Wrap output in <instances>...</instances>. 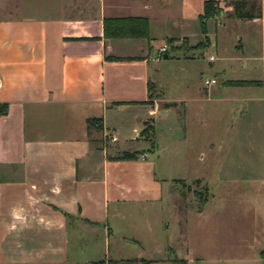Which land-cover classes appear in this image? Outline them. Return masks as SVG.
Here are the masks:
<instances>
[{"label":"crops","instance_id":"obj_1","mask_svg":"<svg viewBox=\"0 0 264 264\" xmlns=\"http://www.w3.org/2000/svg\"><path fill=\"white\" fill-rule=\"evenodd\" d=\"M206 1L224 0H0V106L7 108L0 116V264H78V255L69 258L70 245L79 246L84 235H97L101 228L106 243L110 209L122 219L124 210L161 198L164 180L155 175L153 155L136 161L115 158L138 152L130 149L148 142L140 137L145 123H152L155 132L156 123L169 121L180 104L188 103L195 116L206 115L217 103L229 104L217 84L203 87L207 92L196 98H167L154 77L155 64L167 59L158 55L157 37L190 41L189 28H196ZM263 13L262 6L259 19L242 23L262 28L255 30L260 39L240 37L246 54L242 73L230 75L232 65L226 64L220 72L223 81L234 76L260 82L241 93L248 97L238 110L245 118L255 111L262 117L261 175L250 180L256 191L247 196L261 221L262 244ZM129 18L146 20V37L106 38V19ZM167 19H173L169 27L163 23ZM199 37L188 46L200 44L204 36ZM198 51H188L183 60L197 62L190 58ZM206 64L211 72L212 63ZM89 120L100 121L88 127ZM210 131L205 127V133ZM124 133L132 137L121 140ZM102 139L119 155H111ZM205 139L213 146L211 136Z\"/></svg>","mask_w":264,"mask_h":264},{"label":"rangeland","instance_id":"obj_2","mask_svg":"<svg viewBox=\"0 0 264 264\" xmlns=\"http://www.w3.org/2000/svg\"><path fill=\"white\" fill-rule=\"evenodd\" d=\"M242 1L245 10L254 6L253 14H258L262 6L264 11V0ZM234 2H221L220 15L207 22L210 39H202L200 51L191 53L194 55L190 59L197 57V62L183 58L190 54V41L195 45L200 40L199 21L196 28H189L190 41L178 37L164 40L159 33L156 35L157 44L165 45L169 52V58L161 57L159 64H155L154 77L163 88V96L196 98L197 93L207 92L204 80L213 77L218 92L228 97L229 104L217 103L211 112L206 109V115L201 116H195L188 103L180 104L169 121L156 123L150 141L133 143L130 150L140 153L138 159L153 155L155 175L164 180L161 198L124 210L122 219L113 217L110 209L106 243L102 228L97 235H84L77 246L81 252H75L76 245H70L69 258L78 255L76 263L264 264L261 221L247 202V196L256 191L250 180L261 175L262 117L255 111L245 118L238 110L243 98L248 97L241 93L255 90L260 82H246L234 76L223 81L220 74L225 64L232 65L227 69L230 75L242 73L241 63L246 55L242 38L260 39L255 30L262 28L244 26L242 23L248 21L234 20L229 7ZM163 21L168 27L173 23V19ZM203 48L211 53L205 54ZM181 57L182 60H177ZM207 61L212 63V73L205 70ZM258 71L260 68L254 72ZM172 105L166 107L175 106ZM205 127L211 129L207 134ZM206 136L212 137L213 146L206 142ZM130 137L131 133H124L121 140ZM105 140L102 143L107 151L119 155ZM226 159L229 163L220 171Z\"/></svg>","mask_w":264,"mask_h":264},{"label":"trees","instance_id":"obj_3","mask_svg":"<svg viewBox=\"0 0 264 264\" xmlns=\"http://www.w3.org/2000/svg\"><path fill=\"white\" fill-rule=\"evenodd\" d=\"M131 1H141V0H131ZM235 2L230 4L229 7L232 8V18L237 21H251L259 19L261 17V10H258V14H253L254 6H250L249 10H245V3L242 0H234ZM221 13L220 2L217 1H206L203 5V13L199 17L200 23V32L204 36V40H207V28L206 24L209 20L215 19ZM146 20L138 18H129V19H115L104 21V35L106 38H139L146 37ZM167 43H170L168 41ZM200 44L195 47L189 48L190 50H199ZM169 52L164 54L169 58ZM170 106V105H168ZM7 113V108L0 106V116H3ZM100 120H89L88 127L96 126L99 124ZM153 127L150 123H145V128L141 131L140 137L144 138L145 141H150L152 139ZM140 156L139 152H123L118 157L115 158L117 161H136ZM146 262L145 264H148ZM89 264H105L104 261L91 262Z\"/></svg>","mask_w":264,"mask_h":264},{"label":"built area","instance_id":"obj_4","mask_svg":"<svg viewBox=\"0 0 264 264\" xmlns=\"http://www.w3.org/2000/svg\"><path fill=\"white\" fill-rule=\"evenodd\" d=\"M165 53H166V46L164 45V46L160 47V49L158 50V55L160 57H163ZM215 84H216V81L214 79H206V80H204V85L207 88H209V87H211V86H213ZM0 86H1V83H0ZM110 140H111V142H115L116 138L115 137H110ZM144 159L145 158H142V160H144Z\"/></svg>","mask_w":264,"mask_h":264},{"label":"water","instance_id":"obj_5","mask_svg":"<svg viewBox=\"0 0 264 264\" xmlns=\"http://www.w3.org/2000/svg\"><path fill=\"white\" fill-rule=\"evenodd\" d=\"M165 58H166V56H165Z\"/></svg>","mask_w":264,"mask_h":264}]
</instances>
